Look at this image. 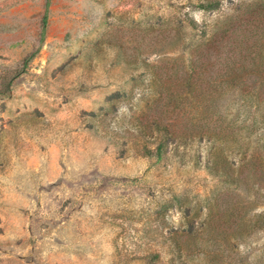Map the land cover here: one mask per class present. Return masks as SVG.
Wrapping results in <instances>:
<instances>
[{"label":"rangeland","instance_id":"1","mask_svg":"<svg viewBox=\"0 0 264 264\" xmlns=\"http://www.w3.org/2000/svg\"><path fill=\"white\" fill-rule=\"evenodd\" d=\"M256 32L264 0H0V264H264V123L161 101Z\"/></svg>","mask_w":264,"mask_h":264},{"label":"trees","instance_id":"2","mask_svg":"<svg viewBox=\"0 0 264 264\" xmlns=\"http://www.w3.org/2000/svg\"><path fill=\"white\" fill-rule=\"evenodd\" d=\"M217 7L218 4L212 1L201 5V9L205 11L215 10ZM257 29L262 28L258 26ZM261 34L256 32V39L251 42L244 41L245 43H242V40L239 41L238 38H230L217 47H214L219 45L216 43H212L213 46L207 48H205L207 44L198 46L196 53L199 56L197 61L200 63L203 59L212 57L209 52L211 48L215 51V61L211 64L208 63L211 67L209 69L210 73L207 75L209 86L213 87L212 91L203 93L200 90L198 93L190 94L192 101H189L188 98L182 95L184 94L183 88L191 86L194 77L191 78L192 74H190L186 78L187 72L180 71L179 78L182 80L181 85H184V87H181L182 91L173 92L172 90V93L168 91L165 98L161 99V101L164 100L168 104H172L173 101L178 99L175 102L185 101L190 104V106L183 109L196 108L194 112H192L193 110L187 112L184 110V112L187 113L188 118L194 114L195 120L198 121L197 127H200L194 130V134H183L184 138L189 136L193 140L213 139L218 141L230 139L238 143L244 130L252 133L259 122L264 123V42H260ZM199 66L193 70L198 71ZM215 67L219 68L215 70ZM201 76L203 77V74H197L198 80ZM202 83L203 80L201 79L199 86ZM160 114L161 118L159 119H162V113L160 112ZM223 115L224 121L220 123ZM216 117L217 120L215 121ZM211 121L214 122L212 126L209 123ZM165 129L169 133L170 130ZM169 135L172 137L173 133ZM166 138L170 137L166 136ZM165 143L166 141L163 140L157 147L156 154L159 159L163 153Z\"/></svg>","mask_w":264,"mask_h":264}]
</instances>
